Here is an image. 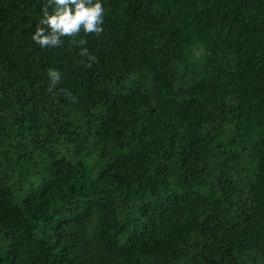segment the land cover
Instances as JSON below:
<instances>
[{"label": "trees", "instance_id": "obj_1", "mask_svg": "<svg viewBox=\"0 0 264 264\" xmlns=\"http://www.w3.org/2000/svg\"><path fill=\"white\" fill-rule=\"evenodd\" d=\"M101 3L0 0V264H264V0Z\"/></svg>", "mask_w": 264, "mask_h": 264}, {"label": "clouds", "instance_id": "obj_2", "mask_svg": "<svg viewBox=\"0 0 264 264\" xmlns=\"http://www.w3.org/2000/svg\"><path fill=\"white\" fill-rule=\"evenodd\" d=\"M104 13L101 0H46L42 8V16L31 39L40 48L51 49L62 46L63 38L67 37L74 46L79 47L78 54L85 58L81 63L91 68L97 58L88 51L87 47H84L87 44L85 39L76 38L81 33L95 34L99 37L104 31L102 27ZM47 75L50 80L48 90L51 92L60 82L61 73L50 68ZM64 92L67 97L76 100L70 91L64 90Z\"/></svg>", "mask_w": 264, "mask_h": 264}]
</instances>
